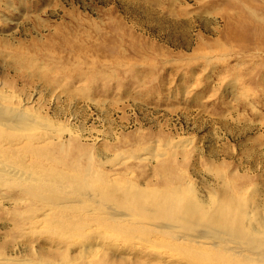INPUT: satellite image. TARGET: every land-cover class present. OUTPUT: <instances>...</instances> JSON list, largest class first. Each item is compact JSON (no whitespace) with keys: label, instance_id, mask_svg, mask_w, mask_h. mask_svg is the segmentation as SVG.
Instances as JSON below:
<instances>
[{"label":"rangeland","instance_id":"374dc122","mask_svg":"<svg viewBox=\"0 0 264 264\" xmlns=\"http://www.w3.org/2000/svg\"><path fill=\"white\" fill-rule=\"evenodd\" d=\"M136 6L164 18L130 15ZM244 24L251 38L227 36ZM258 30L264 34V0H0V102L40 117L29 125L46 158L28 160L14 131L0 135V146L16 151L29 175L58 186L53 194L65 206L41 220L44 201L1 186L0 257L9 264H185L143 233L121 230L152 229L142 201L159 211L162 190L176 186L191 188L206 210L226 207L229 222L264 229ZM89 178L92 190L107 184L117 201L129 193L123 189L138 187L131 197L140 199V220L116 229L96 223L112 212L100 203L105 196L73 193L76 181ZM31 214L41 223L31 225Z\"/></svg>","mask_w":264,"mask_h":264},{"label":"bare ground","instance_id":"6f19581e","mask_svg":"<svg viewBox=\"0 0 264 264\" xmlns=\"http://www.w3.org/2000/svg\"><path fill=\"white\" fill-rule=\"evenodd\" d=\"M155 10L153 8L136 6V8L132 9L129 13L132 16L140 13V15L144 16L148 21L152 15L154 16L157 15L156 22L162 21V18H164V16L161 15L162 13L159 15V13H157ZM237 20H239L238 24L240 26V23H242L243 21L240 18H238ZM174 22L173 23L171 22V26L176 25V23ZM239 26L237 28V31L236 30L229 31L227 29L226 32L227 36L230 37L231 40H234L236 42L241 39L251 38L250 36H248L251 34L243 30V28L244 27L247 28V26H245V24L241 25L242 30H240ZM257 32L259 37L264 35L262 30H258ZM4 98L7 97L4 96ZM8 98L12 99L13 96L8 95ZM31 116L33 115L28 114L27 112H25L24 109L21 108L19 109L8 105L6 106L3 105L2 102H0V135L4 136L5 131H14L16 137V140L14 141H16L17 148L22 153L27 154L28 160H31L32 162H39L41 158L42 160H45L46 158V156H44V153L42 152V150L44 151L45 147L42 146L40 148L34 147L36 146L34 145L35 143L34 141L36 140H34L35 134L33 133V131L36 126H31L29 124L37 123V122L34 121L33 119H29V117ZM35 118L38 119L40 117H35ZM26 119H28L30 122L28 123ZM22 132H31V133L24 134ZM39 137L43 139L40 140ZM39 137L38 138L40 142L45 140L44 135L43 136L41 135ZM28 172L29 169L23 166V163L18 158V154L16 151L6 152L3 149V147L0 146V187L10 186V188L18 189L25 196H27L30 199H33L34 200L33 202L35 203L44 201L41 202L42 204L41 211L42 209L44 210L43 216L36 215L37 216L36 217L33 216L35 214L33 215L31 214L32 217L30 219L31 225L40 224L41 216H42L41 220L42 219L46 220L50 216L52 209L59 210L65 208V206L60 201L61 196L56 197L53 194L55 191H60L59 189L57 190L58 186L54 188L52 185H47L45 183H42L39 180H37L36 177H32L31 174L29 175ZM8 181H14V184L7 183ZM87 181L88 182L76 181L77 186L73 193L81 197L82 192L84 193L85 190H91V193H95L103 197L105 196V198L100 199L101 204L105 200L107 203L112 205L106 207L109 209V211L112 210L111 213L106 214L108 218L107 219H103V217L98 218V220L95 221L96 223L102 224L106 227L110 225L111 227L116 229L126 226V223L133 225L134 222L136 223V221L140 220V218L137 217V215L135 214L140 199L136 196L131 197L132 190H136V189L139 190L138 187L130 186V188L126 187L125 189H123L122 191L125 195L128 192L129 193L126 195L124 199L122 198V196H120V200L117 201L110 199L107 193V189L109 185L100 184L101 187L99 189L97 188V190L95 189L96 191H94L92 190L93 182L92 184L90 183L91 182L90 178L87 179ZM168 183L169 182H165V184ZM61 188H63V186H61ZM228 188L230 187L228 186ZM137 193L140 194L141 190H139ZM156 195H157L156 192L149 191L146 196L147 197L151 196V199L154 201L156 198V197L154 198V196ZM228 195H229L228 197L233 196L229 193ZM195 200L196 202L193 203ZM197 201L198 200L195 197V194L191 188L182 189L180 186H176L174 188L164 189L162 190V201H161V208L159 211H150L152 208L151 204L148 203L146 200L142 201L143 207L147 206V209L145 208L146 212L143 217L152 219L156 222L152 224L153 226L152 229L124 228L121 230H124L129 235H131L132 233H143L146 239H148L149 241L156 242L155 244L160 243V245H165L164 247H166L169 250L168 252L171 254L172 257H177L180 260H183L185 264H264V229H245L246 227H243L240 221H238L237 223V222H232V221L229 222L228 220H225L226 216L224 215H226L227 213L228 214L231 213V211L226 209V207H222L221 210L223 212L219 214L217 210H213L216 207H212L211 209L206 210L204 209L205 207L203 205L201 206L197 205ZM238 216L236 214L234 217H238ZM146 218L144 219L147 220ZM238 219L240 220V217ZM262 225H264V222L262 223ZM137 227L140 228L144 226L141 224ZM148 244L149 243H147V245ZM164 253L167 254V252L165 251ZM164 253H162L161 255H163ZM0 254L2 255V252ZM38 263L54 264V262L51 263L48 260L47 261L44 260L43 262H41L40 260V262L37 263L28 262V264H38ZM0 264H9V262L7 259L5 260V258L0 257ZM10 264H12V262Z\"/></svg>","mask_w":264,"mask_h":264}]
</instances>
